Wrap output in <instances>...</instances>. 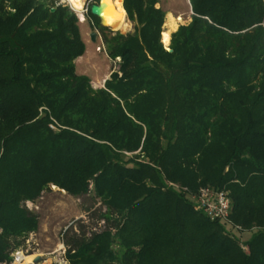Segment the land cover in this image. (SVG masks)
I'll return each instance as SVG.
<instances>
[{"label": "trees", "instance_id": "1", "mask_svg": "<svg viewBox=\"0 0 264 264\" xmlns=\"http://www.w3.org/2000/svg\"><path fill=\"white\" fill-rule=\"evenodd\" d=\"M157 3L122 0L127 34L88 11L119 59L93 89L74 11L0 0V264L50 186L105 207L61 234L66 264H264V0H189L170 52ZM201 187L227 194L228 223L194 210Z\"/></svg>", "mask_w": 264, "mask_h": 264}, {"label": "rangeland", "instance_id": "2", "mask_svg": "<svg viewBox=\"0 0 264 264\" xmlns=\"http://www.w3.org/2000/svg\"><path fill=\"white\" fill-rule=\"evenodd\" d=\"M58 1L61 4L67 5L72 11L77 13V16H79V13L82 12V10L80 12L74 10L65 0ZM158 1L159 6L164 12H170L174 17H181L183 22L188 21L190 10L187 0ZM90 4L92 3H89V5ZM84 8L85 7L83 6V9ZM91 22L92 21L87 15L86 22L83 21L82 23H84V25L80 26L82 38H85L86 33L89 30L92 31ZM126 24L127 27L122 30V32L119 31L121 34H127L133 31V23L126 21ZM97 34L100 36L98 32ZM165 47L169 50L168 45ZM101 52V54H98L99 58L91 61L92 63L97 64L99 68L103 67V63L99 59H105L103 53L106 54L105 50H102ZM104 61L109 69L111 67V62L114 67V71L118 70L119 59H115L113 61L109 59ZM91 87L94 89L96 85L91 83ZM25 207L29 211L38 215L39 230L37 229V238H35L34 233L30 234L24 243V247H22V250L19 251H22L23 255L29 256V258L34 255H41L42 261L39 264H66V261L64 260L65 249L63 247L56 248V246L60 242L61 234L68 228L72 227L71 229H76V225L78 226V223H83L88 226L89 229H100L103 227V222L98 220L97 224L95 215H92L95 210H100L101 213L105 212V207L101 206L99 202H94V204H92L87 196L77 198L72 197L66 194V192L53 186H50L49 189L42 192L40 197L34 203L27 202ZM87 210L88 212H86ZM29 263H31V261ZM11 264H13V262Z\"/></svg>", "mask_w": 264, "mask_h": 264}, {"label": "crops", "instance_id": "3", "mask_svg": "<svg viewBox=\"0 0 264 264\" xmlns=\"http://www.w3.org/2000/svg\"><path fill=\"white\" fill-rule=\"evenodd\" d=\"M96 1H95V3H97ZM187 4H188L189 10H190V16H189L187 22H183L182 18L179 17V16L174 17L170 12H165L164 24L162 26V33L165 30L168 31V29L164 28V25L167 24V22H168V20H167L168 16H171L175 20L180 18V21L176 23L175 28L170 30V32H169V43H170L171 34L174 33L178 29L179 26H186V25H188L191 22V14H192V12H191V8H190L189 0H187ZM121 8L123 9L122 3H121ZM155 8H160L159 1L155 5ZM123 11H124V9H123ZM124 18H125L126 21H128L127 17H126V13H124ZM90 33H91V30H89L86 33L85 38L84 37L82 38L84 40V43H85V52H84V54L81 57H79V58H77L75 60V70H76V73L78 75L87 76L90 79V84L93 83V84L96 85V87L94 89H98V88H102V86L104 85V82L109 79L110 74L112 72H114V67H113L112 63L109 61L111 67H110V69L108 68V66H107V64H106V62L104 60H109V58L104 53H103V56H104L105 59H103V58L99 59L103 63V67L99 68L97 64L91 62V61L96 60L97 58H99L98 54H101L102 52H100V51L98 52L96 50L97 47L101 46L100 36H98V34H97L96 42L92 43L90 38H89V34ZM168 46H169V44H168ZM164 48L167 50V48L165 46H164ZM38 227H39V225H38ZM37 235H38V231H36V233H34L35 238H37ZM57 247L58 248H62L63 247L61 242H59V244H57L56 248Z\"/></svg>", "mask_w": 264, "mask_h": 264}, {"label": "built area", "instance_id": "4", "mask_svg": "<svg viewBox=\"0 0 264 264\" xmlns=\"http://www.w3.org/2000/svg\"><path fill=\"white\" fill-rule=\"evenodd\" d=\"M94 0H88L84 2V9L79 13L78 20L82 22L86 21V16L88 15L89 3H93ZM81 15V16H80ZM81 18V19H80ZM98 52L104 50V48L97 47ZM118 60V58H117ZM103 87V86H102ZM49 128L52 130H56L55 124H50ZM191 200L194 204L195 211L203 212L210 220L219 221V222H229V209H230V201L227 194L224 191L216 190L210 187H201L198 191L191 195ZM22 251H17L13 254V264L19 261H22Z\"/></svg>", "mask_w": 264, "mask_h": 264}, {"label": "bare ground", "instance_id": "5", "mask_svg": "<svg viewBox=\"0 0 264 264\" xmlns=\"http://www.w3.org/2000/svg\"><path fill=\"white\" fill-rule=\"evenodd\" d=\"M67 3L76 11L80 12L83 9L85 0H65ZM103 3V24L110 27L111 30H119L122 32L127 27L126 20L124 18V11L121 8V0H102ZM81 16V15H80ZM168 22L164 25L165 29L168 31H163L161 34V42L164 46H167L169 43V32L174 29L176 23L180 21V18L173 19L171 16L167 18ZM84 20H82L83 22ZM81 22V23H82ZM33 256L22 255L21 263L16 262V264H30Z\"/></svg>", "mask_w": 264, "mask_h": 264}, {"label": "water", "instance_id": "6", "mask_svg": "<svg viewBox=\"0 0 264 264\" xmlns=\"http://www.w3.org/2000/svg\"><path fill=\"white\" fill-rule=\"evenodd\" d=\"M85 1H87V0H85ZM53 11H54V9L51 10V12H53ZM88 11H89V14L91 16H93L94 18H96L98 20L99 27L111 30L110 27L105 26L103 24V3H102V0H97V3L93 2L92 4H90ZM111 31L112 32H119V30H116V31L111 30ZM89 38H90L92 43L96 42V39H97L96 30L91 31V33L89 34ZM168 51L170 52V50H168ZM41 261H42L41 255H34L30 264H39Z\"/></svg>", "mask_w": 264, "mask_h": 264}, {"label": "flooded vegetation", "instance_id": "7", "mask_svg": "<svg viewBox=\"0 0 264 264\" xmlns=\"http://www.w3.org/2000/svg\"><path fill=\"white\" fill-rule=\"evenodd\" d=\"M96 0H94L93 2L95 3ZM97 2V1H96Z\"/></svg>", "mask_w": 264, "mask_h": 264}]
</instances>
